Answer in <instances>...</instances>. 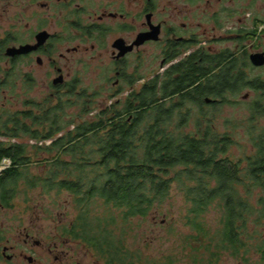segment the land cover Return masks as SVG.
<instances>
[{
	"label": "trees",
	"instance_id": "1",
	"mask_svg": "<svg viewBox=\"0 0 264 264\" xmlns=\"http://www.w3.org/2000/svg\"><path fill=\"white\" fill-rule=\"evenodd\" d=\"M223 55L199 52L177 63L173 55L163 74L120 104L100 108L93 119L86 116L97 109L94 101L75 81L42 101L27 99L25 109L3 108L0 165L5 159L10 165L1 170L2 202L11 206L21 182L71 193L77 215L65 234L104 264H220L225 255L264 264V131L255 134L250 123L254 151L233 159L234 129L218 132L205 111L231 103L229 95L241 89L238 61ZM16 64L5 70L0 88L16 85ZM25 79L30 86V75ZM208 98L221 100L209 104ZM75 105L79 112L69 113ZM194 116L191 132L186 128ZM43 162L47 171L32 174L33 165ZM175 184L187 202L183 219L190 232L181 256L151 262L127 245V234L134 219L148 218L166 202ZM215 208L220 218L212 226L207 215Z\"/></svg>",
	"mask_w": 264,
	"mask_h": 264
},
{
	"label": "rangeland",
	"instance_id": "2",
	"mask_svg": "<svg viewBox=\"0 0 264 264\" xmlns=\"http://www.w3.org/2000/svg\"><path fill=\"white\" fill-rule=\"evenodd\" d=\"M159 13L161 18L170 19L175 13L176 6L179 4L178 10L181 15L177 22L179 24L187 23L188 27L202 38L209 39V43L214 50H223L233 48L234 44L229 37L226 29L215 28L216 23L211 17L217 12L221 15L222 9L227 6L226 0H200L191 3L189 0H159ZM244 13H248L250 9L251 18L242 23L239 22L238 16L234 17L231 26L238 29L240 26L252 28L251 21L259 13L264 15V0H245L243 1ZM9 9L4 14L2 21L5 32H17V25L14 23V7L8 4ZM143 7L142 0H133L132 9L136 12ZM243 16V15H242ZM173 20V19H172ZM221 21H224L223 15ZM245 22L246 25H245ZM170 24V23H169ZM180 26V25H179ZM260 27V25H259ZM58 19L49 26L51 32L57 37L66 38L61 42L52 43L53 58L56 59V66L63 69L65 78L69 82H77V90H85L89 94V100L94 101L93 105L96 110L88 114L86 118L93 119L94 115L99 112L100 108H104L111 103H115L117 99H125L127 93L135 89L139 90L143 83L163 74L170 64H164L161 58V45L150 44L142 48V56L132 55L129 57L125 70L136 77L137 84L125 85L123 93L119 96L114 93L113 81L116 78V66L112 58L113 40L120 35L118 30L112 31L106 36V40L98 43L94 38H86L80 30H65ZM215 28V29H214ZM208 43V44H209ZM75 47L79 50L73 51ZM71 49V51H68ZM62 54L64 56H62ZM44 64L40 66L36 62V58L23 60L17 63V79L15 86L0 88V112L3 108L12 110L25 109V101L34 99L42 101L46 97L53 96L58 89L51 87L53 78L58 76L56 67L50 65L49 58L43 56ZM12 69V64L7 60L0 61V78L4 79L5 70ZM30 75L32 84L27 86L25 77ZM26 85V86H25ZM65 92V89H59ZM95 92L99 93L95 96ZM243 91L238 95H229L231 103L225 105L206 106V113H210L214 118V125L218 132H226L234 129L236 144L230 147L229 156L237 159L251 154L254 151L251 142L252 136L249 134L250 123L256 125V120H252L251 100L245 101ZM95 96V97H94ZM216 109V111H214ZM80 108L75 105L69 110V113H77ZM68 113V114H69ZM197 117H192L188 131L196 130ZM260 126L264 121H258ZM239 125V126H237ZM234 126H237L236 128ZM260 130L255 131L257 134ZM2 139V137H0ZM49 143V142H48ZM41 154V157H45ZM10 165V160L5 159L0 168ZM49 167L46 163L33 165L31 173L43 174ZM257 191V195H258ZM74 197L71 193L63 191L48 192L39 187H30L25 182H21L18 186V192L13 199L11 206L2 209L0 207V232L4 236V240L11 239V243L24 248V238L27 229H31L36 238L42 241V246L33 245L34 257L41 259L44 264H104L102 259L96 252L90 250L82 241L74 240L65 234V227H69L77 215L76 205L73 202ZM187 202L182 192L177 188L176 184L166 202L157 206L155 210L146 219L136 218L133 220L131 229L127 234V245L133 250H139L149 261H161L164 257L170 255H182L181 245L184 242L183 236L190 232V229L184 224V214L186 213ZM103 211L98 207L97 211ZM220 211L215 208L207 215V219L212 226L219 223ZM28 231V230H27ZM264 234V226L261 227ZM69 239V241H68ZM7 245L9 243L6 242ZM49 246H52L54 252L48 253ZM21 249L17 248L19 252ZM56 256L59 258L56 260ZM258 255L254 256V260ZM186 259V258H185ZM176 261L175 264H185ZM0 264H30L26 259H16L13 262L7 260L0 261ZM220 264H244L241 260L234 259L225 255Z\"/></svg>",
	"mask_w": 264,
	"mask_h": 264
},
{
	"label": "flooded vegetation",
	"instance_id": "3",
	"mask_svg": "<svg viewBox=\"0 0 264 264\" xmlns=\"http://www.w3.org/2000/svg\"><path fill=\"white\" fill-rule=\"evenodd\" d=\"M142 1L143 7L135 14L132 9L133 0H0V61L7 60L13 64V62L19 63L23 60L36 58V62L42 66L44 64L43 56H47L50 65L56 67L59 73L58 76L61 74L64 76V82L58 85L53 83L56 77L53 78L51 87L67 90L69 81L66 80L63 69L56 66V59L53 58L54 50L51 47L53 42H61L66 39L62 38V36L57 37L49 29V26L52 25L56 18L64 27L63 29L67 31L70 29L80 30L86 38H94L98 43L106 40V36L112 31H119L120 35L111 43L113 48L112 58L116 66V78L112 85L114 88L112 96L122 94L125 85L133 87L134 84L140 81L136 80L132 84L130 77H136L129 75L125 70V66L130 56H142L141 50L147 45H161L160 56L164 64L173 55H176L173 62L177 63L199 52L211 55L224 54L223 56L228 58L227 62L238 61L237 70L241 89L237 95L243 91H248L244 94V100H251V107L253 106L255 110L254 120L258 123V129L264 131V124L260 126L258 122L259 120L264 121V15L261 16L260 12H258L259 16H255L251 20L253 21L252 28L242 25L236 29L230 25L234 21V17L238 16L239 22L242 23L244 19L248 20L251 18L250 9H248V13H244L246 9L242 8L245 0H226V2L231 3L222 9L221 15L216 12L211 19L216 23L215 28L226 29L229 32V37L234 47L217 51L210 44L213 41L209 43V39L202 38L195 30L188 27L187 23L179 24L177 22V19L184 15L181 10H178L181 9L178 7L179 4L176 6L175 13L171 16L173 20L170 19L169 22L168 19L161 18V14L158 11L159 0ZM189 1L194 4L200 0ZM8 4L14 7V23L18 29L15 33L12 31L5 32L2 24L4 14L9 9ZM222 15L224 21H221ZM154 28L159 30L158 40H146L140 45H135L133 50L120 56L124 46L127 47L134 44L141 34L150 32ZM43 31L48 32L50 37L37 50L14 57L7 55V48L11 46L19 47L26 44H36L38 42V34ZM120 41H124V45L117 44ZM77 50L79 48L75 47L73 51ZM68 51H71V49H68ZM255 54H261L260 61H263L262 64L253 62L252 55ZM62 56L64 55L62 54ZM39 58L42 59L41 63L38 62ZM15 66L17 67L18 65L16 64ZM133 91L128 92L125 99H117L115 104H120L126 100ZM220 100L210 98L206 102L213 104L216 103L215 101L219 102ZM1 173L2 171H0V175ZM0 207L2 209L9 207L2 202L1 194ZM27 230L25 232L24 248L19 245L16 247V243L12 244V238L5 241L4 236L0 232V261L13 262L22 258L26 259L30 264H44L37 256L34 257L35 251L32 248L33 245L42 246V241L36 238V234L31 229ZM17 248L21 250L18 252ZM48 251L50 255L54 252L52 246H49ZM55 259L58 260L59 258L56 256Z\"/></svg>",
	"mask_w": 264,
	"mask_h": 264
},
{
	"label": "water",
	"instance_id": "4",
	"mask_svg": "<svg viewBox=\"0 0 264 264\" xmlns=\"http://www.w3.org/2000/svg\"><path fill=\"white\" fill-rule=\"evenodd\" d=\"M49 37H50V34L46 31H43V32L38 34V38H37L38 42L36 44H26V45H21L19 47L11 46V47L7 48V55L14 57L16 55L27 54L31 51L37 50L41 45H43L47 41V39ZM150 39H155V40L159 39L158 28H156V29L154 28L150 32H146V33L141 34L139 36V38L135 41L134 44L127 46V47L124 46L123 51L121 52L120 56L124 55L128 51L133 50L135 45H140V44L144 43L146 40H150ZM117 44H121V46H122V45H124V41L123 42L122 41L117 42ZM260 58H261V54L252 55V60L255 64H262L263 63V61H260ZM38 62L41 63L42 59L39 58ZM63 82H64V76L61 74L54 79L53 83L55 85H58V84H61ZM209 100H210V98L207 99V101H209ZM3 168L4 167L0 168V171Z\"/></svg>",
	"mask_w": 264,
	"mask_h": 264
}]
</instances>
